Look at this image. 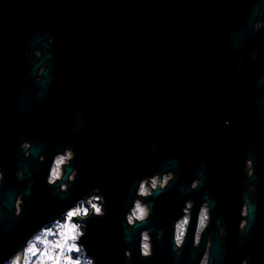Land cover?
Returning a JSON list of instances; mask_svg holds the SVG:
<instances>
[{"label":"water","instance_id":"obj_1","mask_svg":"<svg viewBox=\"0 0 264 264\" xmlns=\"http://www.w3.org/2000/svg\"><path fill=\"white\" fill-rule=\"evenodd\" d=\"M224 2L0 0V139L5 132L29 130L34 135L35 131L42 133V141L48 140L54 121L49 109L68 111L77 102L86 106L83 119L77 121L104 125L99 131L105 133L103 146L91 137L81 145L82 156L77 161L80 167L85 160L88 165H83L66 196L53 195L46 177L34 178L30 172L33 164L23 158L16 164L29 173L27 178L19 179L7 168L0 205L9 211L0 213V256L7 258L41 224L99 186L107 198L108 213L87 221L83 240L96 264H129L124 257L126 247L132 249L131 264H173L172 222L180 215V177L155 198L148 224L138 225L130 233L124 213L141 176L169 167L180 173V153L207 146L210 153L205 165L215 196L211 199L212 223L198 249L187 239L177 264H199L209 233L211 264L239 262L244 239L255 223V207L249 203L251 227L242 238L238 234L242 200L237 170L231 169L225 145L213 148L210 139H202L197 147L195 113L182 108V98L188 101L192 95L228 88L229 66L213 60L214 48L219 50L226 43L224 33L215 31L224 18V7H218ZM48 35L54 38L51 44L46 43ZM38 44H45L48 54L33 64ZM45 60L50 61L54 77L49 81L45 75L37 83L34 77ZM37 89L43 92L42 99H37ZM91 102H97L96 106ZM56 115L58 122L66 121L65 112ZM88 127L91 136L92 126ZM42 141L33 148V159L44 148ZM196 163L184 161L183 170L188 166L194 170ZM29 180L34 183L25 196L23 215L17 218L12 212L15 197ZM202 193V201L209 198L207 188ZM220 221L226 228L223 243ZM151 226H155V253L151 259H142L139 233ZM161 228L163 238L156 239Z\"/></svg>","mask_w":264,"mask_h":264},{"label":"flooded vegetation","instance_id":"obj_2","mask_svg":"<svg viewBox=\"0 0 264 264\" xmlns=\"http://www.w3.org/2000/svg\"><path fill=\"white\" fill-rule=\"evenodd\" d=\"M224 3V5L218 6L220 8L224 7L222 11L224 18L221 20V26L216 27L215 31L224 33L225 37L223 39L226 43L219 50L214 48L215 59L213 60L229 66L228 88L225 91L192 95L188 101L182 98V108L184 110L186 108L191 109L195 113L196 134H198L196 138L197 147L202 139L207 141L210 139L213 148L216 145H225L226 158L230 161L231 169L235 168L237 170L235 174L238 177L239 195L255 181L256 188L253 184L244 194L246 198L254 200V202L250 201L249 203L255 207V223L251 234L244 239L243 247L245 251L243 256L235 264H240L241 259L244 257L249 258V264H264V116L261 115L264 112V86H258L256 83L260 76L264 74V29L259 32L252 31V25L256 19H258L256 26L258 28L264 27V22L259 20H264V0H225ZM231 32L236 33L234 38H230L229 34ZM253 51L259 54L255 59L250 55ZM44 54L45 52L38 47L35 62ZM259 83L264 85V79H261ZM47 85L51 86V83ZM77 104L73 108L71 104L68 111H63V109L54 106L49 109L54 121H52L51 126L53 129L49 132L48 140L42 141L40 137L42 133L36 131L35 135L29 130L5 132L0 139V163L6 168V172L8 168V173L16 176L15 171L18 167L16 160L23 158L24 161H28L27 163L33 164L30 172L34 178L46 177L53 154L56 151L63 150L66 144H71L76 150L77 155L72 167L79 170L78 174L82 172L83 165L88 164L85 160V164L81 162L83 165L80 167L77 161V158L82 156L81 145L83 147L90 139L94 138L97 139L98 145L102 143L100 146H103L105 133L99 131V127L103 129L104 125L85 124L82 121H77L83 119L84 111H86V106L82 103V105H79L78 102ZM91 104L94 107L97 102H91ZM73 111H76L75 121L73 120ZM64 112L66 121L64 123L58 122L56 114L63 115ZM78 113H82V115H78ZM225 120L230 121V125L226 126ZM89 125L92 126L91 136L88 132ZM25 139H31L38 144L37 141L44 143V148L38 151V156L34 159L31 155L25 157L19 151L18 146ZM249 150H251V153H249ZM99 151H103V149L100 147ZM41 152L47 154L44 163L39 162ZM209 153L210 150L207 149V146H200L195 150L190 148L186 153H180L179 177L180 185H183L182 189L180 187V214L185 200L191 198L195 201L192 229L187 237L191 242H193L197 211L202 203L199 196L207 188L211 193L210 199L215 197L213 196V184L207 172V165H205ZM251 154L256 171L254 177L249 179L246 177L248 171L244 172V165L246 156L248 155L250 160ZM184 161L197 162L195 169L190 170L187 165L188 169L183 170ZM19 168L21 169V167ZM201 170L204 171L202 189L189 190L191 181L196 178ZM219 230L223 239L224 227L220 226ZM208 237L210 248L212 234L207 235L206 243Z\"/></svg>","mask_w":264,"mask_h":264},{"label":"clouds","instance_id":"obj_3","mask_svg":"<svg viewBox=\"0 0 264 264\" xmlns=\"http://www.w3.org/2000/svg\"><path fill=\"white\" fill-rule=\"evenodd\" d=\"M257 20L258 19H256L252 25V31L254 32H259L264 29V27L258 28L256 26ZM259 20L264 22V20ZM233 33L235 32L229 34L230 38L236 36V33L235 35H233ZM53 42L54 38L48 35L46 43L51 44ZM38 46L46 53V55L48 54L46 45L38 44L33 51V64L37 63H34V60L37 55ZM250 55L255 59L259 54L253 51ZM49 64L50 61L45 60L40 66L34 77L35 82L40 83L45 75H47L49 81L53 78L54 73L49 70ZM261 79H264V74H262L257 80L256 83L258 86H264L259 83ZM36 97L37 99L43 98V92L40 89L36 90ZM78 115H82V113H78ZM261 115L264 116V112H262ZM230 123V121L225 120L226 126L230 125ZM38 147L39 144L34 143L31 139L22 140L18 146L19 151L22 152L25 157H29L33 148ZM151 150L155 152L156 146L153 145ZM249 153H251V150H249ZM76 155V150L71 144H66L63 150L56 151L53 154L46 176L47 185L54 189L53 195L57 197L62 195L66 196L75 184L79 170L72 167V163L76 159ZM46 159L47 154L41 152L39 155V162L44 163ZM175 160L176 158L172 157V161L175 162ZM246 171H248V174H245L246 177L252 179L256 171L252 154L250 160L248 159V155L245 158L244 172ZM5 173L6 168L0 163V188L3 187ZM15 175L19 179H24L29 176V173L22 171L17 167ZM179 175L180 173L175 167H169L167 169L158 170L151 175L141 176L138 179L136 182L135 194L131 200L130 206L127 207V210L124 213V220L128 232H134L138 225L148 224L156 207L153 201L159 194L167 191ZM203 177L204 171L201 170L198 172L196 178L191 181L189 190L195 191L200 188L203 182ZM33 183L34 181L29 180L26 188L21 190L15 197L12 212L17 218L23 215L25 196L28 195V191L32 188ZM253 184L256 188L255 181H253L246 191L241 192L242 207L240 211L241 219L238 226V234L242 238L246 236L251 227V210L249 202H254L253 199L246 198L244 194L247 193L248 189ZM180 187L182 189L183 185H180ZM207 196L209 198L203 199L197 211L192 243L193 249L199 248L204 233L212 223L213 202L210 199L211 193H208ZM106 205L107 198L101 191L100 187H93L91 191L83 194L62 213L54 216L48 222L41 224L38 229L30 233L25 238L24 242L7 258L0 256V264H96L95 256L88 254L87 246L83 240L87 235V221L93 217H105L108 213ZM194 207L195 201L193 199L190 198L185 200L181 209V214L172 222V243L175 253L173 264H177L187 242L188 234L192 229ZM8 211L9 209L6 206L0 205V213L6 215ZM221 224L224 225L223 240L220 238L221 243H223L225 241L226 228L225 222L220 221L218 229ZM154 227L155 226L144 227L139 233V254L142 259H151L155 253V246L152 238ZM209 237L199 264H211L210 258L213 244L211 239L209 251ZM162 238L163 229L161 228L156 232V239ZM0 243H2V238H0ZM124 257L129 264H131L133 257L131 248L126 247L124 249ZM240 264H249V258H242Z\"/></svg>","mask_w":264,"mask_h":264}]
</instances>
